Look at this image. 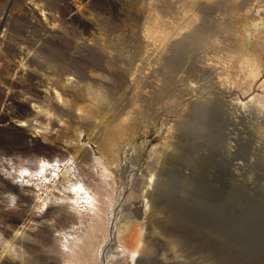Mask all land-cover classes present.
I'll list each match as a JSON object with an SVG mask.
<instances>
[{"label":"rangeland","instance_id":"obj_1","mask_svg":"<svg viewBox=\"0 0 264 264\" xmlns=\"http://www.w3.org/2000/svg\"><path fill=\"white\" fill-rule=\"evenodd\" d=\"M263 77L264 0H0V264H56L85 191L111 219L94 264L137 227L132 264H264V106L227 107Z\"/></svg>","mask_w":264,"mask_h":264},{"label":"bare ground","instance_id":"obj_2","mask_svg":"<svg viewBox=\"0 0 264 264\" xmlns=\"http://www.w3.org/2000/svg\"><path fill=\"white\" fill-rule=\"evenodd\" d=\"M27 7V6H26ZM29 7V6H28ZM31 7V6H30ZM29 7V8H30ZM31 10V8L29 9ZM32 12V11H30ZM217 14V13H216ZM33 18V16H32ZM35 18V16H34ZM36 20V19H34ZM33 21V20H31ZM36 22V21H35ZM33 23V22H32ZM33 25V24H31ZM25 51V49L23 50ZM22 50H19V52H23ZM15 53V52H14ZM25 53V52H24ZM31 55V54H30ZM31 57V56H30ZM26 61L27 62H30V59L28 57H26ZM20 65V64H19ZM19 65L17 64H13V63H7L5 65V68H6V71L8 70H12L14 74L16 75H19L18 77H20V75L23 74V68L20 67ZM254 66V65H253ZM27 71V70H26ZM29 73V72H28ZM209 74V73H208ZM260 75V74H259ZM25 76V75H24ZM248 76L250 78H252L253 80L258 76V71L254 68V69H249L248 71ZM23 77V76H22ZM24 78V77H23ZM259 79V78H258ZM41 81V80H40ZM220 81V80H219ZM257 81V80H255ZM14 82V81H13ZM20 81H17L15 80L14 83H18ZM37 82V81H36ZM39 82V81H38ZM259 82V81H258ZM223 83V82H222ZM220 83V84H222ZM231 83V82H230ZM36 84V83H35ZM236 84V83H235ZM251 83L248 84V86L246 88H244L243 92H246L249 90L250 88V85ZM232 85V84H231ZM230 85V86H231ZM254 85V84H253ZM260 85L264 88V77L263 79L261 80L260 82ZM246 86V85H245ZM217 87V86H216ZM223 87V86H222ZM232 87V86H231ZM31 88V87H30ZM63 89V88H62ZM69 89V88H68ZM227 89V88H226ZM34 90H35V87H34ZM254 90V89H253ZM44 91V90H43ZM260 91V90H259ZM34 92V91H33ZM33 92L31 94H33ZM251 92V91H250ZM23 93V92H22ZM40 93V92H39ZM38 93V94H39ZM8 95V94H7ZM18 94L17 93H13L11 94V96H9L11 99H14L15 97H17ZM23 96V95H22ZM31 96V95H30ZM29 96V97H30ZM36 96V95H34ZM39 96V95H38ZM57 96V95H56ZM31 98V97H30ZM34 98V97H33ZM244 98V97H243ZM28 99V98H27ZM17 100V99H16ZM32 100V99H31ZM34 100V99H33ZM37 100V99H36ZM30 101V99H29ZM249 103H253L255 104L256 106H259V107H263L264 106V94L261 92H253V93H250L248 96H246L245 99H242L240 97H234L233 99H228L227 100V107L229 108H232L233 111H241L245 108H248V104ZM258 110V109H257ZM10 115V114H9ZM11 118V117H10ZM8 120V119H7ZM6 124V123H4ZM31 124V123H29ZM0 125H3L2 123ZM17 125V124H16ZM32 125V124H31ZM47 125V124H46ZM9 127H14L12 124H9ZM38 133V132H37ZM32 136H34V138H30L29 139V143L30 144H34L36 143L38 140L35 138V136H37V134H32ZM40 140V139H39ZM41 141V140H40ZM38 144H36L37 146ZM69 148V146H68ZM75 184H79V183H75ZM74 185H72L73 187ZM81 188V187H80ZM83 188V186H82ZM74 189V188H73ZM72 189V191H73ZM79 189V188H78ZM71 190V188H70ZM76 190V189H75ZM74 192H72L73 194L75 193H78L77 190ZM83 190V189H82ZM85 191V190H83ZM71 193V192H70ZM79 193H83V192H80ZM85 195H86V198L84 199L86 204L84 205L86 211L88 210H91V222L92 224H90V230L86 231L85 233H83L82 235H78V236H75V238H73L69 244H64L65 248H60L59 251H58V257H56V264H78L77 261L79 258H77L78 255H81L83 257V261L85 264H94V260L96 258H99L98 257V253L100 250H103L102 248L104 247V245L107 244V241H109L108 239V236L110 234V228H109V219L108 220V216L105 215L104 213H106V211L108 210L107 208H105V203H104V198L103 196L104 195H100V197L98 196V200H97V203L93 201V196H91L87 191H85ZM245 193V192H244ZM77 195V194H76ZM84 195V194H82ZM70 197V196H69ZM81 197V196H80ZM115 197V196H114ZM95 198V197H94ZM178 200V199H176ZM96 201V200H95ZM180 201V200H179ZM179 201H173L171 203L168 204V209H167V217H169L170 220H173L172 224H174V226H178V223L182 224L181 222H190L191 219L190 217L193 216V213H194V209H193V204H191V200L188 201L190 203H187V202H179ZM84 202V203H85ZM250 204V202H249ZM134 205V204H133ZM217 205V204H216ZM142 206L141 204V200L140 199H137L136 200V204H135V211L136 213L140 214L139 213V208ZM199 210V208H198ZM201 210V209H200ZM111 210H109L108 212L110 213ZM160 212V211H159ZM210 212V211H209ZM86 213V212H85ZM112 213V212H111ZM202 213V212H201ZM78 214H80V212H78ZM87 214V213H86ZM90 214V215H91ZM196 214V213H195ZM154 215V214H153ZM198 215V214H197ZM80 216V215H78ZM149 216V215H148ZM90 217V216H89ZM151 217V216H150ZM149 217V218H150ZM79 218V217H78ZM110 218V216H109ZM200 218H203V217H200ZM207 218V217H206ZM114 220V219H113ZM112 220V222H113ZM152 220V219H151ZM198 220V219H197ZM196 221V220H195ZM210 221V220H209ZM216 221V220H215ZM214 221V222H215ZM223 221V220H222ZM32 224V223H31ZM112 225V224H111ZM183 225H186V224H183ZM211 225V224H210ZM113 226V225H112ZM115 226V225H114ZM162 226V225H161ZM190 226V225H189ZM203 226V225H202ZM194 227V226H193ZM219 227V226H218ZM140 228V227H139ZM186 228V227H184ZM202 228V227H201ZM31 229V228H30ZM125 229V228H124ZM123 228L122 229H118L117 230V237L120 236V234L122 233V230H124ZM153 229V228H152ZM187 229V228H186ZM205 229V228H204ZM97 230H104L105 231V235L104 238L102 237L101 239L102 240H99V237L97 235ZM112 230V229H111ZM115 230V229H114ZM113 230V231H114ZM137 231L134 233V232H131V233H125L124 234V237H123V240H119L125 244H127L123 249L125 250L126 254H128L126 260L125 258L122 259L121 263L120 264H132L131 260L133 259L134 257V254L139 250V244H140V241H141V235L139 234L140 232L138 231V227L136 229ZM154 230V229H153ZM207 230V229H206ZM220 230V229H219ZM103 231V232H104ZM197 231V230H196ZM199 232V231H198ZM206 232V231H205ZM214 232V231H213ZM218 232V231H217ZM116 233V232H115ZM150 233V232H149ZM215 233V232H214ZM219 233V232H218ZM100 234V233H99ZM208 234V233H207ZM111 235V234H110ZM149 235V234H148ZM101 236V235H100ZM153 236V235H152ZM205 236V235H204ZM214 236V235H213ZM107 237V238H106ZM110 238V237H109ZM151 239V238H150ZM40 242V241H39ZM45 242V241H44ZM47 242V240H46ZM204 243V242H203ZM38 244V243H37ZM207 244V243H206ZM45 246V245H44ZM143 247V246H142ZM170 247V246H169ZM208 248V247H207ZM39 249V248H38ZM100 249V250H99ZM120 249V248H118ZM105 250V249H104ZM122 250V248L120 249V251ZM46 251V250H45ZM120 251L115 249V252L120 255ZM143 251V250H142ZM103 253V252H102ZM101 255V253H99ZM206 254V253H205ZM173 255V254H171ZM102 256V255H101ZM205 256V255H204ZM52 259V258H51ZM100 259V258H99ZM47 260L51 261L49 259V257H47ZM165 259L164 258H161V261L162 263H165L166 262L164 261ZM96 261V260H95ZM98 262H100L99 260H97ZM173 261V264H181L180 260L176 259V260H171ZM79 262V261H78ZM169 263V262H168ZM45 264H54V262H45ZM101 264V263H100ZM185 264V263H184ZM196 264V262H195Z\"/></svg>","mask_w":264,"mask_h":264}]
</instances>
